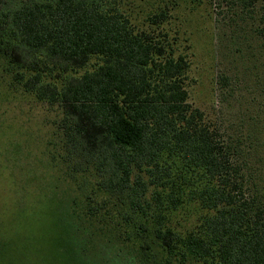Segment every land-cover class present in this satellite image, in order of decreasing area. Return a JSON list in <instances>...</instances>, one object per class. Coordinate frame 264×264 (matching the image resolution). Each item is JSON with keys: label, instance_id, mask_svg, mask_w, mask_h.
<instances>
[{"label": "trees", "instance_id": "16d2710c", "mask_svg": "<svg viewBox=\"0 0 264 264\" xmlns=\"http://www.w3.org/2000/svg\"><path fill=\"white\" fill-rule=\"evenodd\" d=\"M201 6L255 11L264 49V0H0V177L16 222L44 208L41 264H264V125L189 101Z\"/></svg>", "mask_w": 264, "mask_h": 264}, {"label": "rangeland", "instance_id": "374dc122", "mask_svg": "<svg viewBox=\"0 0 264 264\" xmlns=\"http://www.w3.org/2000/svg\"><path fill=\"white\" fill-rule=\"evenodd\" d=\"M232 11L234 12L233 9ZM215 12L214 15L209 6H201L194 14L187 17L192 24L190 28L192 35L190 33V39L186 41V45L191 44L192 46L188 51L190 58L187 80L189 101L195 107L200 108L206 117L213 119L223 128L235 127V123L239 122V116H245V119L249 120H259L264 125V90L256 85L255 77L250 78L251 70L255 72V63L263 64L264 67V52L261 61H250L254 60V57H257L259 51L263 49L258 48L259 42L253 39L256 12L251 10L249 14L241 17L239 11L231 13L227 7L218 6ZM223 76L227 77L225 81H222ZM34 112L33 118L38 121L47 116L44 110H34ZM262 152L261 157L264 161V147ZM20 171L21 169L16 171V177ZM13 182L7 176L0 177L2 236L5 234L14 236L17 224L25 238L23 243L18 242L19 248H22L19 258L16 260L0 258V264H41L43 250L39 251V247L34 253L30 251L31 245L34 244L32 248H35L40 243H33L31 239L29 241L26 235L29 220L35 222L36 231H42V233L38 232V236L43 235L41 220L43 215L41 213L44 208L40 202H30L22 195L20 203L26 211L23 217L16 222L12 199L16 190ZM20 193H17L15 197L19 198ZM30 206L32 209L29 208ZM36 216L38 219L35 218ZM21 223L27 232L20 228ZM38 238L37 241H40L41 237ZM8 243V248L3 247L1 250L5 255H9L13 249L12 241Z\"/></svg>", "mask_w": 264, "mask_h": 264}]
</instances>
